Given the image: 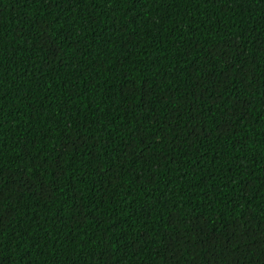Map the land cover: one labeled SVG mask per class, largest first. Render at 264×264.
Here are the masks:
<instances>
[{
	"label": "trees",
	"instance_id": "16d2710c",
	"mask_svg": "<svg viewBox=\"0 0 264 264\" xmlns=\"http://www.w3.org/2000/svg\"><path fill=\"white\" fill-rule=\"evenodd\" d=\"M0 264H264V0H0Z\"/></svg>",
	"mask_w": 264,
	"mask_h": 264
}]
</instances>
